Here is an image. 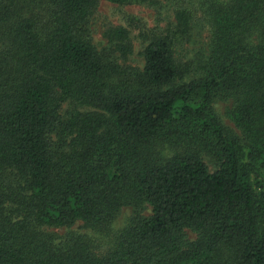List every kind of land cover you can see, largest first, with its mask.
I'll return each instance as SVG.
<instances>
[{"label": "trees", "instance_id": "trees-1", "mask_svg": "<svg viewBox=\"0 0 264 264\" xmlns=\"http://www.w3.org/2000/svg\"><path fill=\"white\" fill-rule=\"evenodd\" d=\"M101 1L0 0V264H264V0H166L163 27L106 24L107 55ZM204 22L210 56L185 82Z\"/></svg>", "mask_w": 264, "mask_h": 264}, {"label": "rangeland", "instance_id": "rangeland-1", "mask_svg": "<svg viewBox=\"0 0 264 264\" xmlns=\"http://www.w3.org/2000/svg\"><path fill=\"white\" fill-rule=\"evenodd\" d=\"M157 3H152L149 0L145 3L134 5H117L102 0L95 16L90 23L89 31L93 45L100 51L107 55L111 50V44L104 36L106 24L113 25H127L126 18L128 16H136L144 20L148 28H156L165 26L168 21H172V11L167 5L166 0H157ZM201 16V14H200ZM200 18V17H199ZM136 32H132L133 53L129 56L127 64L140 67L143 66V43L136 37ZM254 37V36H253ZM210 30L206 22L194 29L192 41L185 44L183 49H180V56L185 62L191 66L190 73L187 74L183 81H191L200 76L202 65L208 60L211 51L210 44ZM253 43H257L258 39L254 38ZM121 61V60H120ZM122 62V61H121ZM233 101L230 99L217 98L213 103L214 110L217 116L222 121L223 125L230 133L240 138L242 141L245 138L238 127L228 117L227 112L232 107ZM205 161L211 170H214L215 159L204 156ZM143 214L148 216L150 210L147 207ZM136 217L133 208L126 207L119 214L113 223L115 231H119L128 226ZM192 238L194 236L191 235Z\"/></svg>", "mask_w": 264, "mask_h": 264}]
</instances>
